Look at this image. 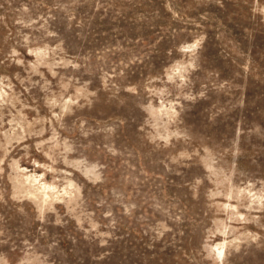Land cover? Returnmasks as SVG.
<instances>
[{
  "label": "rangeland",
  "instance_id": "1",
  "mask_svg": "<svg viewBox=\"0 0 264 264\" xmlns=\"http://www.w3.org/2000/svg\"><path fill=\"white\" fill-rule=\"evenodd\" d=\"M0 264H264V0H0Z\"/></svg>",
  "mask_w": 264,
  "mask_h": 264
}]
</instances>
